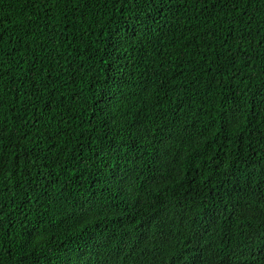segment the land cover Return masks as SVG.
<instances>
[{
	"label": "trees",
	"instance_id": "1",
	"mask_svg": "<svg viewBox=\"0 0 264 264\" xmlns=\"http://www.w3.org/2000/svg\"><path fill=\"white\" fill-rule=\"evenodd\" d=\"M264 0H0V264H264Z\"/></svg>",
	"mask_w": 264,
	"mask_h": 264
},
{
	"label": "clouds",
	"instance_id": "2",
	"mask_svg": "<svg viewBox=\"0 0 264 264\" xmlns=\"http://www.w3.org/2000/svg\"><path fill=\"white\" fill-rule=\"evenodd\" d=\"M264 243V242H263Z\"/></svg>",
	"mask_w": 264,
	"mask_h": 264
}]
</instances>
